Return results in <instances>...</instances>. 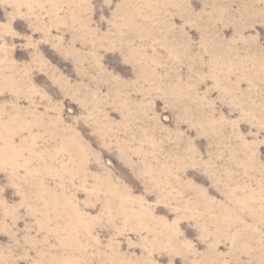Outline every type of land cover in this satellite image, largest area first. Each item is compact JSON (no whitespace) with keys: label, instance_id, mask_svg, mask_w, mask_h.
<instances>
[{"label":"rangeland","instance_id":"1","mask_svg":"<svg viewBox=\"0 0 264 264\" xmlns=\"http://www.w3.org/2000/svg\"><path fill=\"white\" fill-rule=\"evenodd\" d=\"M0 264H264V0H0Z\"/></svg>","mask_w":264,"mask_h":264}]
</instances>
